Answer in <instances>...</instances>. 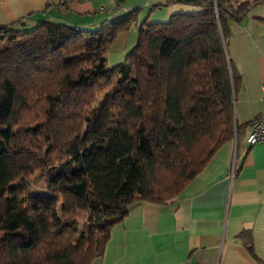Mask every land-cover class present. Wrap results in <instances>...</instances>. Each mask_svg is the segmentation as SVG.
Wrapping results in <instances>:
<instances>
[{
  "label": "trees",
  "instance_id": "16d2710c",
  "mask_svg": "<svg viewBox=\"0 0 264 264\" xmlns=\"http://www.w3.org/2000/svg\"><path fill=\"white\" fill-rule=\"evenodd\" d=\"M185 2L201 11L142 24L111 68L137 9L0 26V264H91L132 205L177 197L241 133L228 25L264 0Z\"/></svg>",
  "mask_w": 264,
  "mask_h": 264
},
{
  "label": "crops",
  "instance_id": "0c3cea01",
  "mask_svg": "<svg viewBox=\"0 0 264 264\" xmlns=\"http://www.w3.org/2000/svg\"><path fill=\"white\" fill-rule=\"evenodd\" d=\"M181 1L92 0L60 11L56 0H0V26L29 18L94 29L137 9L136 26L118 33L107 50L111 68L136 47L142 24L201 11L185 2L193 0ZM228 30V59L239 77L235 122L244 128L177 197L132 205L91 264H264V143L246 144L249 123L264 111V4Z\"/></svg>",
  "mask_w": 264,
  "mask_h": 264
},
{
  "label": "built area",
  "instance_id": "2783aa9c",
  "mask_svg": "<svg viewBox=\"0 0 264 264\" xmlns=\"http://www.w3.org/2000/svg\"><path fill=\"white\" fill-rule=\"evenodd\" d=\"M92 0H56V7L60 11H66L67 7L71 3H81ZM103 9L100 8V11ZM263 99H264V87H263ZM260 143H264V111L256 116L248 127V134L246 137V144L248 146H254Z\"/></svg>",
  "mask_w": 264,
  "mask_h": 264
},
{
  "label": "rangeland",
  "instance_id": "374dc122",
  "mask_svg": "<svg viewBox=\"0 0 264 264\" xmlns=\"http://www.w3.org/2000/svg\"><path fill=\"white\" fill-rule=\"evenodd\" d=\"M34 190L36 192H40V191H43V185L41 182H39L37 185L34 186Z\"/></svg>",
  "mask_w": 264,
  "mask_h": 264
}]
</instances>
